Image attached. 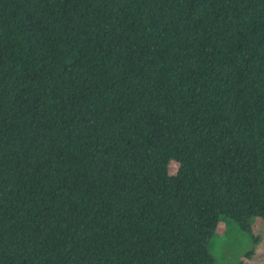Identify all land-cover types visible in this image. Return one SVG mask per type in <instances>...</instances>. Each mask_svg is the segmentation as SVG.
Masks as SVG:
<instances>
[{
	"label": "trees",
	"instance_id": "obj_1",
	"mask_svg": "<svg viewBox=\"0 0 264 264\" xmlns=\"http://www.w3.org/2000/svg\"><path fill=\"white\" fill-rule=\"evenodd\" d=\"M254 217L264 0H0V264H219Z\"/></svg>",
	"mask_w": 264,
	"mask_h": 264
},
{
	"label": "rangeland",
	"instance_id": "obj_2",
	"mask_svg": "<svg viewBox=\"0 0 264 264\" xmlns=\"http://www.w3.org/2000/svg\"><path fill=\"white\" fill-rule=\"evenodd\" d=\"M177 163H168V171L174 174ZM212 252L219 264H262L264 262V219L251 220V234L241 230L229 218L218 223L212 239Z\"/></svg>",
	"mask_w": 264,
	"mask_h": 264
}]
</instances>
